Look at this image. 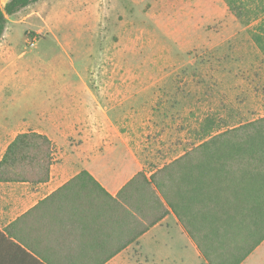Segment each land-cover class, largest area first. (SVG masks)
Masks as SVG:
<instances>
[{"label":"rangeland","instance_id":"obj_1","mask_svg":"<svg viewBox=\"0 0 264 264\" xmlns=\"http://www.w3.org/2000/svg\"><path fill=\"white\" fill-rule=\"evenodd\" d=\"M8 19L0 117H29L41 87L129 85L131 132L153 171L195 145L208 116L222 129L264 116V0H39ZM171 229L175 252L144 241L113 264L183 255L179 228ZM244 264H264V243Z\"/></svg>","mask_w":264,"mask_h":264},{"label":"crops","instance_id":"obj_2","mask_svg":"<svg viewBox=\"0 0 264 264\" xmlns=\"http://www.w3.org/2000/svg\"><path fill=\"white\" fill-rule=\"evenodd\" d=\"M2 1L6 4L8 0ZM68 91L74 99L53 100ZM39 92V103L29 108V117L24 113L0 117V161L10 142L22 133L44 134L55 146L48 180L0 181V264H93L85 255L115 249V211L80 205L81 197L70 193H78L83 183H73L62 194L53 195L82 171H88L112 196L138 172L153 173L144 168L141 142L131 132L132 87L82 83L41 87ZM174 226L183 241L178 247L185 253L159 254L158 263L207 264L173 211L104 264L115 263L133 246L142 251L144 241L153 240L162 252L175 241ZM175 245L170 247L172 252Z\"/></svg>","mask_w":264,"mask_h":264},{"label":"trees","instance_id":"obj_3","mask_svg":"<svg viewBox=\"0 0 264 264\" xmlns=\"http://www.w3.org/2000/svg\"><path fill=\"white\" fill-rule=\"evenodd\" d=\"M38 1L0 3V38L8 17ZM229 6L243 17L241 6L234 1ZM54 161L55 146L48 136L19 134L0 161V181H46ZM73 183L84 184L78 193H70L81 197L80 205L115 211V249L85 255L93 264L119 254L171 211L207 264H242L264 242V116L227 129L208 116L195 145L151 175L138 172L116 196L88 171L53 196Z\"/></svg>","mask_w":264,"mask_h":264}]
</instances>
